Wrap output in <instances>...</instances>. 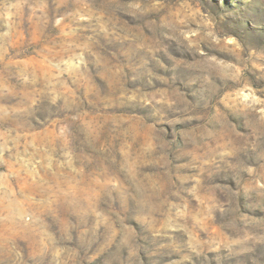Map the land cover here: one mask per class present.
<instances>
[{
  "label": "rangeland",
  "instance_id": "374dc122",
  "mask_svg": "<svg viewBox=\"0 0 264 264\" xmlns=\"http://www.w3.org/2000/svg\"><path fill=\"white\" fill-rule=\"evenodd\" d=\"M0 264H264V0H0Z\"/></svg>",
  "mask_w": 264,
  "mask_h": 264
}]
</instances>
